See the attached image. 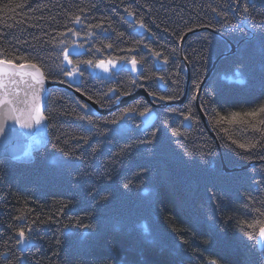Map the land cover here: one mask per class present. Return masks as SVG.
I'll return each mask as SVG.
<instances>
[{"label":"trees","instance_id":"obj_1","mask_svg":"<svg viewBox=\"0 0 264 264\" xmlns=\"http://www.w3.org/2000/svg\"><path fill=\"white\" fill-rule=\"evenodd\" d=\"M68 28L80 35L61 36ZM61 40L83 45L74 60L124 68L107 77L81 64L82 76H65ZM0 52L74 91L51 90L50 143L34 161L0 163V264H264L258 226L247 228L264 219L255 211L264 210V148L232 143L260 133L214 120L264 105V0H0ZM132 56L140 76L119 59ZM140 88L156 94L153 105L138 98L116 108L121 93ZM80 96L114 111L95 115ZM145 107L156 115L148 125ZM29 226L21 255L16 229Z\"/></svg>","mask_w":264,"mask_h":264},{"label":"snow or ice","instance_id":"obj_2","mask_svg":"<svg viewBox=\"0 0 264 264\" xmlns=\"http://www.w3.org/2000/svg\"><path fill=\"white\" fill-rule=\"evenodd\" d=\"M239 0H233V4H237ZM18 7H22L19 5ZM127 11V10H126ZM213 12L217 10L215 8L212 9ZM250 9L245 4L243 6L242 15L249 13ZM131 16L132 13L129 12ZM218 15H223V13H218ZM72 22L75 24L81 23V17L79 15L72 17ZM94 27H100V25H95ZM141 28H144L145 25L143 23L140 24ZM199 27H211V25H199ZM193 29L189 28L188 31H192ZM68 33L79 36L80 33L73 28H68L66 33H60L61 36L67 35ZM183 39V37H180ZM60 52L57 56V59L60 60L61 71L63 75L68 77H76L77 75H83V72L80 69V65L84 64L94 68H101L104 72H108L110 67L115 66V61L113 59L105 60H79L72 59L73 56L81 55L79 49L83 47V45H77L75 42L71 44H65L63 40L59 41ZM105 47L111 48L112 45L108 44ZM96 51H101V49H97ZM128 51H133V49H129ZM175 51V50H173ZM155 56L159 57L161 54L159 52L153 53ZM124 60L126 63H130L133 71L137 70L138 62L135 56L131 58L122 57L119 58ZM19 61V62H17ZM165 63H167V58L165 57ZM64 64H67L68 67H63ZM50 78L49 75L45 73L42 66L25 57H12L5 58V54L0 52V136H6L9 132V122L19 125L21 129H29L34 125H39L48 117L42 111L41 108V99L42 93L44 91V85L46 81ZM147 79V77H145ZM159 79L163 80V77H159ZM63 82V81H61ZM136 81H133L135 85ZM143 87V85H141ZM79 91V89H77ZM112 92H116L115 89H110ZM121 95H130L129 92H123ZM148 95L155 97L156 94L153 92H149ZM119 98V97H117ZM175 96H159L157 99L160 101H171L175 99ZM91 99V97H89ZM135 111V108H129L125 110V114L128 112ZM151 114V109L145 107L143 111L139 113L141 117H149ZM264 116V105H261L258 109L245 112L243 114L233 112L229 116H223L219 113L214 117L215 123L218 125L222 124H234V123H243L249 125L253 131L260 133V138L256 142L250 143H238L236 140H232L233 144H236L237 147L244 150L256 149L257 147L264 148V119H258V117ZM81 119H85L81 117ZM186 120L195 119L191 115L185 116ZM88 123L92 124L91 119H88ZM223 131H227L226 129H222ZM155 132L153 136H155ZM174 134L178 135V132L174 131ZM80 139L84 140L87 143V139L85 137H81ZM150 142V141H149ZM95 151V149H93ZM127 187V185H126ZM107 199V197H103ZM255 211L259 214L260 217H264V210L261 208L255 209ZM23 216L16 217V219H23ZM35 223V222H33ZM258 226V232L256 233L259 237V242L261 248H264V219H257L254 223L247 224V228L256 230ZM32 228L29 226L27 230L25 228L16 229V235L18 239L16 240V244L20 246L21 255L25 251L30 250L31 245V235ZM150 235V232L148 233ZM249 238L253 236V231H248L245 233ZM183 243H187V241H183ZM205 244H210V240H205ZM20 257H17L19 260ZM11 264V261L8 262ZM206 264H220L217 259H209Z\"/></svg>","mask_w":264,"mask_h":264},{"label":"water","instance_id":"obj_3","mask_svg":"<svg viewBox=\"0 0 264 264\" xmlns=\"http://www.w3.org/2000/svg\"><path fill=\"white\" fill-rule=\"evenodd\" d=\"M233 48L235 50L236 46H233ZM129 70L134 72V75L135 74L141 75L143 72L139 65H137V70L133 71L132 67H130ZM188 75H190L189 69H188ZM59 87H64L67 90L74 92L72 87L57 85L50 82L49 80L46 81L41 99V108L45 116H46V111L48 110L47 108L49 105V100H50L49 96L51 90L53 88H59ZM80 97L84 100V102L87 105H89L92 108L95 115L101 116L114 111V110L103 111L99 106L89 101L84 96H80ZM140 97H145L146 99H148L150 104L153 105V99L150 95H148V92H146L144 89H139L135 93V95L125 96L119 99L116 108H119L121 106H126V104L136 101V99ZM175 104L181 106V104H183V101H180L179 103H175ZM160 107L162 108V106ZM0 111H2V109H0ZM202 117L204 119V122L207 123L204 113L202 114ZM9 129L10 130L6 136H0V163L1 161L7 158L17 163L32 162L35 159V154L39 152L40 149L45 148L50 143L49 120L47 119L43 121L41 124L34 125L32 128L29 129H21L19 125L9 122ZM225 170H226L225 172L227 173L230 172L228 168Z\"/></svg>","mask_w":264,"mask_h":264},{"label":"rangeland","instance_id":"obj_4","mask_svg":"<svg viewBox=\"0 0 264 264\" xmlns=\"http://www.w3.org/2000/svg\"><path fill=\"white\" fill-rule=\"evenodd\" d=\"M115 61V66L114 67H110V70L108 71V72H104L101 68H92V71H93V73L94 74H97V75H105V76H108V77H110L112 74H113V71H117V70H119L121 67H122V64L120 63V62H118V61H116V60H114ZM138 65L141 67V69H142V66L138 63ZM128 72H130V73H132V75L135 77V76H140V75H134V72H132L131 70H129ZM189 76V75H188ZM73 79V78H72ZM74 79H75V77H74ZM141 89V88H140ZM139 90V89H138ZM137 90V91H138ZM136 91V92H137ZM152 97V96H151ZM140 98H145V97H140ZM146 99V98H145ZM152 99H153V97H152ZM153 101H154V99H153ZM182 105V104H181ZM47 117V116H46ZM155 117H156V115H154V113H151L150 114V116L149 117H147V118H145L144 117V123L146 124V125H148V124H150L154 119H155ZM226 169V168H225ZM224 169V170H225ZM226 171V170H225ZM231 172V171H230Z\"/></svg>","mask_w":264,"mask_h":264}]
</instances>
